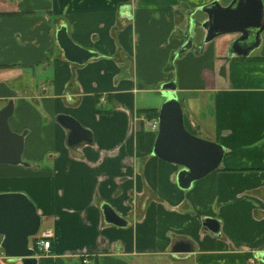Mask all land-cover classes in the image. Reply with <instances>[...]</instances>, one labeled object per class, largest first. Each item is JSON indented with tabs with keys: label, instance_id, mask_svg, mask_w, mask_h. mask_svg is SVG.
I'll return each mask as SVG.
<instances>
[{
	"label": "crops",
	"instance_id": "crops-1",
	"mask_svg": "<svg viewBox=\"0 0 264 264\" xmlns=\"http://www.w3.org/2000/svg\"><path fill=\"white\" fill-rule=\"evenodd\" d=\"M212 1L0 0V109L12 101L8 126L25 133L22 164L0 163V194L34 204L30 247L52 231L37 264L86 255L91 264H262L264 28L247 55L230 53L236 33L204 43L200 8ZM193 24L192 47L177 55ZM62 25L98 56L67 61L55 39ZM167 82L195 135L223 148L219 166L187 189L177 184L181 166L153 155L157 130L145 116L165 101ZM58 115L92 142L68 147ZM102 204L127 224L106 223ZM180 242L192 248L183 257L172 251ZM0 264L21 262L0 248Z\"/></svg>",
	"mask_w": 264,
	"mask_h": 264
},
{
	"label": "water",
	"instance_id": "water-1",
	"mask_svg": "<svg viewBox=\"0 0 264 264\" xmlns=\"http://www.w3.org/2000/svg\"><path fill=\"white\" fill-rule=\"evenodd\" d=\"M206 13L207 20L202 23L205 30L203 42L207 43L215 37L236 33L237 37L230 43L232 54L247 55L260 42V32L264 28V9L261 0H230L222 6L219 0L200 8ZM195 25L189 27L185 34V42L178 49L177 55L192 47V36ZM57 46L64 58L78 65L84 64L97 53L74 43L68 36L66 27L60 26L56 31ZM176 85L173 82L163 83L160 90L164 93L165 101L158 110V129L152 153L160 159L181 166L176 180L182 189H187L191 183L215 170L222 159L223 148L212 141L200 138L190 133L184 125L183 112L179 101L174 96ZM13 103H8L0 109V163L22 164L21 155L25 133H14L8 126L12 114ZM57 122L68 130L67 145L76 147L81 143L92 142L90 131L80 126L73 118L58 115ZM101 210L104 221L116 226H125L126 221L117 215L113 209L102 204ZM204 226L212 232H218L219 225L215 220L205 219ZM40 217L34 204L22 193L0 194V248L6 257L19 258L21 264H37L38 258L33 248L29 246V238L39 230ZM176 243L172 249L183 257L192 250ZM259 261L264 264V254Z\"/></svg>",
	"mask_w": 264,
	"mask_h": 264
},
{
	"label": "built area",
	"instance_id": "built-area-1",
	"mask_svg": "<svg viewBox=\"0 0 264 264\" xmlns=\"http://www.w3.org/2000/svg\"><path fill=\"white\" fill-rule=\"evenodd\" d=\"M262 1V6L264 9V0ZM149 125L151 129L157 130L158 129V122L157 118H154L149 121ZM53 237V233L51 230L42 231L39 235L35 236L32 239V245L31 247L35 250L36 255L38 257H47V255L50 253V247H51V239ZM90 257L87 255L82 257L81 263L82 264H91Z\"/></svg>",
	"mask_w": 264,
	"mask_h": 264
},
{
	"label": "trees",
	"instance_id": "trees-1",
	"mask_svg": "<svg viewBox=\"0 0 264 264\" xmlns=\"http://www.w3.org/2000/svg\"><path fill=\"white\" fill-rule=\"evenodd\" d=\"M145 116H147V118L150 120V119H154V118H156L157 117V115H158V110H156V109H148V110H146L145 111ZM184 120V125H185V128L190 132V133H192V134H194L195 135V132H194V130L187 124V122L185 121V119H183Z\"/></svg>",
	"mask_w": 264,
	"mask_h": 264
},
{
	"label": "rangeland",
	"instance_id": "rangeland-1",
	"mask_svg": "<svg viewBox=\"0 0 264 264\" xmlns=\"http://www.w3.org/2000/svg\"><path fill=\"white\" fill-rule=\"evenodd\" d=\"M192 27H193V25H192ZM161 94H163L164 95V93L160 90L159 91ZM158 99V95L157 94H155V93H153L152 94V100L153 101H155V100H157ZM164 102V101H163ZM162 102V103H163ZM162 103H157V105L156 106H158V108H160V106L162 105ZM187 122V121H186ZM195 132V131H194ZM198 135V134H197ZM42 227H43V225H42Z\"/></svg>",
	"mask_w": 264,
	"mask_h": 264
}]
</instances>
